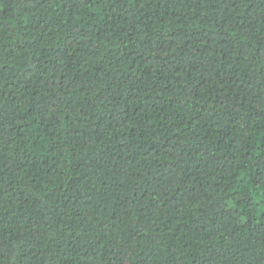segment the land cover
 Listing matches in <instances>:
<instances>
[{
    "label": "trees",
    "instance_id": "16d2710c",
    "mask_svg": "<svg viewBox=\"0 0 264 264\" xmlns=\"http://www.w3.org/2000/svg\"><path fill=\"white\" fill-rule=\"evenodd\" d=\"M0 264H264V0H0Z\"/></svg>",
    "mask_w": 264,
    "mask_h": 264
}]
</instances>
